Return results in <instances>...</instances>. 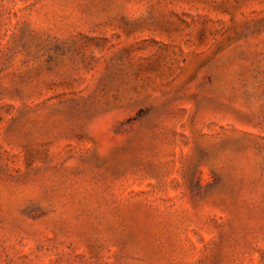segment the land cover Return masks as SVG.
Masks as SVG:
<instances>
[{"label": "rangeland", "instance_id": "rangeland-1", "mask_svg": "<svg viewBox=\"0 0 264 264\" xmlns=\"http://www.w3.org/2000/svg\"><path fill=\"white\" fill-rule=\"evenodd\" d=\"M0 264H264V0H0Z\"/></svg>", "mask_w": 264, "mask_h": 264}]
</instances>
